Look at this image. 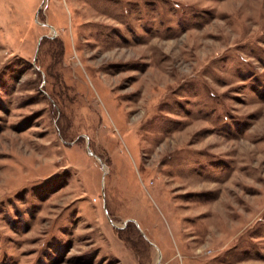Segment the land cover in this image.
<instances>
[{"label": "rangeland", "instance_id": "374dc122", "mask_svg": "<svg viewBox=\"0 0 264 264\" xmlns=\"http://www.w3.org/2000/svg\"><path fill=\"white\" fill-rule=\"evenodd\" d=\"M0 264H264V0H0Z\"/></svg>", "mask_w": 264, "mask_h": 264}]
</instances>
